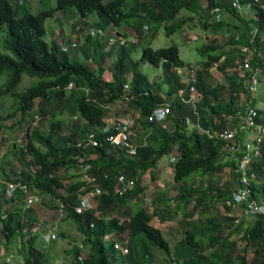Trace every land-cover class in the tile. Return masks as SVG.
Instances as JSON below:
<instances>
[{"label":"trees","instance_id":"16d2710c","mask_svg":"<svg viewBox=\"0 0 264 264\" xmlns=\"http://www.w3.org/2000/svg\"><path fill=\"white\" fill-rule=\"evenodd\" d=\"M38 2L39 8L33 11L29 0H0V25L5 23L7 34L4 48L0 49V73L6 71L7 75L0 84V96H14L20 118L34 106L31 112L37 111L36 117L51 115L47 130L38 127L30 130L27 126L26 142L13 154L22 163L20 172L29 189L41 195L39 205L56 211L61 206L62 219H72L83 235L79 244L77 240H69L66 229L58 230V219L52 220L50 215L34 219L38 205L30 206L29 218H25L22 208L12 200L17 197L25 201L26 195L18 191L7 195L5 185H1L4 191L0 188V264H9L6 252L18 237L23 250L22 264H50L46 247L58 237L67 240L63 248L72 256L69 264H264V211L251 213L248 218L243 215L235 222L234 216L227 213L231 207L225 204L232 190L243 186L237 170V157L242 150L241 147L234 150L230 145L244 141L245 129L260 132V126H264V110L256 104L255 91L248 88L252 74L258 71V80L264 74V0ZM58 10L61 16L77 15L83 22L78 26L76 21L69 20L68 26L78 29L72 37L77 44L66 50L60 48L56 38L50 41L45 38L44 20ZM195 17L203 28L200 37L204 38L197 50L206 59L195 68V90L190 100V83L178 69L188 70L195 65L180 57L176 43L153 47L147 36L153 37L162 26L166 34L185 29L186 23H193ZM88 19L94 27L107 29L108 33L118 26H131L139 41L146 40L140 58L132 57L137 40H130L121 30L117 29L125 38L123 43L117 39L110 41L109 36L100 33L91 36L86 32L81 38L79 33ZM144 25L148 32H144ZM209 30L228 31V48L224 49L216 36L210 37L206 33ZM115 47L118 53L111 78L106 79L103 76L106 67L101 61ZM246 55L250 61L248 68L242 64ZM139 60L159 65L160 78L150 79L139 69ZM214 66L223 72V79L211 77ZM128 72L130 88L126 93L123 84ZM23 74L34 80L18 91L16 86ZM70 81L74 85L68 88ZM165 101L171 104L164 119L166 124L148 121L152 109ZM112 104H118V110L124 114L134 112L129 115L135 120L131 137L136 147L133 156L126 157L119 147L105 140L106 134L116 131L112 124L106 131L100 129L106 125ZM250 106L257 109L256 125L252 128L244 120ZM12 115L14 111L0 117ZM186 115L191 122H185ZM224 127L234 130L232 138L217 135ZM89 131H95L97 144L85 141ZM78 139L82 145H78ZM174 151L177 152L171 173L176 188L171 198L174 204H164L149 212L142 203L146 195L143 174L149 170L154 178L158 159ZM78 154L91 164L88 170L95 178L91 187H101L100 193L93 197L94 207L84 212H76L74 205L79 201L78 193L85 180L77 177L66 182L65 178L66 174L72 175L66 167L78 169L75 159ZM250 170L255 172V178L249 182L250 198L264 204V136L261 153L252 157ZM120 173L133 181L121 194L115 190ZM60 187L63 191L58 190ZM88 187L86 183L81 191ZM219 202L224 213L216 209ZM179 210L183 233L170 244L161 228L150 221L155 214L161 221L172 219ZM193 214L196 216L192 217ZM48 230L55 236L47 239ZM118 236L126 237V253L113 246ZM83 245L88 251L80 259ZM156 248L162 249L166 256L157 254ZM249 250H252L250 257Z\"/></svg>","mask_w":264,"mask_h":264},{"label":"rangeland","instance_id":"374dc122","mask_svg":"<svg viewBox=\"0 0 264 264\" xmlns=\"http://www.w3.org/2000/svg\"><path fill=\"white\" fill-rule=\"evenodd\" d=\"M51 3H55V0H50ZM32 9L34 11H37L36 9L39 8L38 0H29ZM245 12H249L248 10L245 9ZM60 11H55L52 16L46 17L44 20V24L46 27V33H45V38L47 40L55 39L59 42V45L61 43H66L67 41H70V39H74L76 34V31L78 29H72L71 26H68L69 23L75 22L76 25L80 26V24H83L82 18L77 15H71L69 18H66L64 16L59 15ZM251 13V11L249 12ZM59 15V16H58ZM226 15V14H225ZM58 16V19L55 20V17ZM90 19V18H89ZM87 20L84 26V30L82 29L80 31L81 38L85 36V33L88 32L92 27H94V24L91 22V20ZM71 22H70V21ZM196 17L194 18L193 23H186V28L185 29H177L169 34H166L163 26L159 27L155 35L150 38V36H147V38L150 40V44L153 47H158V46H163V45H168L170 43H176L179 47V54L180 57L186 62V63H201L203 60L206 59V55L200 53L197 50V46L202 43L203 37H200V34H202L203 28L200 27L198 21H196ZM62 21L63 24L60 23ZM80 23V24H79ZM116 28V27H115ZM118 30L123 31L126 33V35H129V39L135 38L137 40V45L135 48L132 50V57L134 59H139L141 55V49L142 47L146 44L145 39H141L140 41L137 39L134 30L132 29L131 26L129 25H124V26H118ZM144 32H148V27H143ZM62 33H64L62 35ZM208 35L211 36H216L217 42L223 43L225 45V48H228V31H207ZM6 25L5 23L0 25V49L3 50V39L6 37ZM197 35V38H196ZM192 37V38H190ZM190 38L188 41L187 39ZM66 41V42H65ZM79 41V40H78ZM80 42V41H79ZM108 48V46L106 47ZM11 53V51H8ZM117 55V52L115 48H112L110 53L104 54L102 58V65L106 67V69L103 72V76L105 77H110L111 76V69L113 65V60L115 59ZM139 69L145 72L150 79H158L161 76V67L159 65H153L147 60H139ZM215 64V63H214ZM92 66H95L92 64ZM182 70V68L180 69ZM211 77L213 79H223L224 74L222 71H220L216 66H214L210 72ZM128 76H130V72H128ZM6 71L0 73V84L3 83L6 79ZM34 79H31L30 76L23 74L22 80L18 83L16 86V90H22L26 88ZM255 98H256V104L261 106L264 110V74L260 76V79L257 83V87L255 89ZM38 101V100H37ZM35 104L37 102L35 101ZM113 108H116L117 110L120 109L118 107V104H112L111 105ZM36 107L34 106V109ZM32 109L31 111H33ZM14 111V115L11 117H1L0 118V167L2 166V169H7L9 172L11 169H16L20 167L21 162L20 160L13 154V151L16 150L20 145L16 141L17 138H21L22 141H26V130L27 126L29 125L31 128L33 127H38L43 130H47L49 126V122L51 119L50 114H46L45 116L41 117L39 115V118L36 117L34 114H37V111L31 112L29 111L24 118H20L21 112L17 109V103L12 95H4L0 96V115L4 116L7 112ZM112 109H110L111 114ZM136 112V111H135ZM65 114H68L67 111L64 112ZM134 112L128 114V115H133ZM39 114V113H38ZM122 115V114H119ZM116 115H112L111 117L113 118H118L115 117ZM264 116V114H263ZM73 119V117H72ZM69 120V119H68ZM134 132V130H133ZM255 131H250L249 129H245L244 134L245 137L253 134ZM133 134H131V137ZM170 153H166L163 156H161L158 159L157 166L155 168V174L154 178H151L150 176V171L147 170L143 174V180L146 185L145 187V192L146 195L144 198H142V203L144 204L145 208L150 212L153 211V208L159 207L162 205H170L172 206L174 204V201L171 199L172 195L176 193V188L173 185V179H172V161L170 160ZM226 172V171H225ZM224 172V173H225ZM3 174V173H2ZM1 171H0V176H2ZM77 177H80L79 172H76V170L73 171V174L71 177H68L66 174V182H68L71 179H76ZM224 177H219V180H222ZM20 205H22V202L19 200L18 201ZM263 205V203H262ZM40 208V210H39ZM216 209L219 212L224 213L222 203H218L216 205ZM36 215L34 216V219L36 220H41V218H49V214L52 212L55 214V216H59L57 220V228L59 229H66L65 234L69 236V240H77L79 241V244H81V238H82V233L78 231L76 228V225L72 221V219L64 220L62 219V215H59V211L54 210L50 206L47 205H39L36 207ZM25 218H29V212L26 210V213H24ZM182 216L181 210L178 211V213L175 215L174 218L172 219H167L165 221L159 220L156 215L152 216L151 223L159 226L165 235V237L169 240L170 244H173V242L180 238L183 233V226L180 221ZM196 214H193L192 217H195ZM246 216V218H248ZM51 235V234H50ZM234 236H239V234H234ZM39 238H37V244L39 245L38 242ZM20 237L16 238L10 245L8 246V250L6 252V256L10 257L9 264H22V248L20 247ZM67 243V240L58 237L56 239H53L48 246L46 247L47 250V256L49 258V263L50 264H69L72 262V256L71 254L67 253L64 251V246ZM108 242L106 241V244ZM69 244L68 246H70ZM18 247V248H17ZM82 253L84 255L87 253L88 248L86 245H83L81 247ZM156 253L161 255V256H166L165 252L160 249L156 248ZM252 254V250L248 251V257H250ZM80 255V254H79ZM161 256H158L160 258ZM84 257V256H83ZM82 257V258H83ZM4 258V256H3ZM157 264V262H155Z\"/></svg>","mask_w":264,"mask_h":264},{"label":"built area","instance_id":"2783aa9c","mask_svg":"<svg viewBox=\"0 0 264 264\" xmlns=\"http://www.w3.org/2000/svg\"><path fill=\"white\" fill-rule=\"evenodd\" d=\"M144 27H147V25H144ZM88 33L91 36H95L98 33L104 34L109 36V40L112 41L114 39H117L120 43H123L125 41L124 36L120 35L116 29H112L110 33L107 32V29H102L100 27H93L91 28ZM131 40H135V38H131ZM77 44V41L75 39H70L67 43H61L60 48L62 50L68 49L69 46H75ZM242 50H246L245 47L241 48ZM250 53V52H249ZM242 64L244 68L250 67V61L248 56L246 55L243 60ZM198 67V65L193 66L192 68L188 69L187 73V81L190 83V91H191V97L190 100L193 99V92L195 90L194 83L196 81L195 77V68ZM258 71L251 75V80L248 84V88L251 91H255L258 83ZM74 83L70 81L67 84L68 88L73 87ZM130 88V76L127 77L126 81L123 84V90L124 92H128ZM182 89L178 90V93H181ZM170 102L165 101L162 105L156 106L152 109V111L148 114L147 119L148 121L153 120H159L162 122V125L164 126L166 124V121L164 120L166 118L167 113L170 111ZM257 113V109L255 106H250L245 115L244 120L247 125H249V128H252L254 125H256L255 122V116ZM75 118V116H73ZM111 124L113 127H115V132H110L104 136L105 140L110 142L112 145H115L119 147L124 155L126 157L133 156L136 154V147L135 144L131 142V134L135 128V120L132 116H121L118 118H112ZM185 122H191L190 116H185ZM196 125L199 126L198 122H196ZM109 125H104L100 129L103 131L108 130ZM209 135H212V132H210L208 129H204ZM217 135L224 137V138H232L234 135V130L232 128L224 127L216 132ZM264 136V126H260V132L255 131L253 134L245 137L243 142H233L230 145V148L232 149H240L242 150V153L240 156L237 157V170L240 172V181L243 184V186H239L238 188L232 190L231 195L225 199V204L229 205L231 208V211H228L227 213L234 216V221L237 222L243 215H250L251 213H256L260 211H264V204L258 202L255 198H250L251 195V188L249 186V182L251 179L255 178V172L250 170V162L252 160V157L261 153V141L262 137ZM85 141L87 143L91 144H97L98 139L96 137L95 131H89L86 134ZM68 145H70V142H67ZM78 145H82L81 139L77 140ZM177 152L174 151L171 156L170 160L174 161L176 157ZM78 168L81 172H83V177L86 180L95 181V178L93 176H90L87 172L88 168L90 167V163L86 160V158L78 154L75 156ZM132 179L126 178L124 174L120 173L117 176V182L115 184V190L119 192L120 194L132 186ZM101 187L99 185H95L93 189L86 192L84 196L80 197L78 203L75 205L76 211H83L84 209L91 207L93 205V197L100 193ZM37 198V197H35ZM31 200V199H29ZM245 202V204L243 203ZM46 227L51 228L50 225H47ZM46 238L54 237L55 234L53 231H49L46 233ZM51 234V235H50ZM119 237V236H118ZM126 237L120 239L117 238L113 246L120 250L122 253H126L128 251V247L126 245L125 241ZM84 256V253H81L78 257L82 259ZM10 257L7 256L6 260H9ZM145 264H155L154 262H148Z\"/></svg>","mask_w":264,"mask_h":264},{"label":"clouds","instance_id":"9594fccd","mask_svg":"<svg viewBox=\"0 0 264 264\" xmlns=\"http://www.w3.org/2000/svg\"><path fill=\"white\" fill-rule=\"evenodd\" d=\"M18 1L21 2L22 0H18ZM16 141L19 143L20 146L25 144L24 141L21 140V138H17ZM26 157L28 158L29 155L27 154ZM21 166H22V163H21L20 167L16 168L15 170L11 169L9 172L7 171V169H2V167H0L1 174L4 172L2 174V176H0V188L3 190V187L1 185H5V193L7 195H12L13 193H15V191H18L20 193H24L26 195L25 201H24V199L20 200L17 197H15L12 200V202L15 203L16 205L20 206L22 208L21 210L23 211V213H26V210L28 212H30L29 211L30 206H35V205H38L39 203H41L42 197L38 192L33 191L32 189H29L28 184L26 183L23 176L21 175V172H20ZM66 168H72L70 173L73 174V171H74L73 167H66ZM76 172H79V175L81 173V177H79V178L85 180V183L82 185V187L80 188V192L78 193V196L80 199V197L84 196L86 192H88L94 188V186L91 187V185H90V183L94 182V181L86 180L83 177V172H81L79 168L76 169ZM87 172L89 173V170H87ZM89 175L92 176L90 173H89ZM73 180H76V179H73ZM86 183L89 185V187L87 189H85L84 191H81L85 187ZM58 190L63 191V189L61 187L58 188ZM35 197H37V198H35ZM29 199H31V200H29ZM19 200L22 202V205L19 204V202H18ZM75 205H74V209H75ZM94 205L95 204L93 202V205L91 207L86 208V209L93 208ZM86 209H84L83 211H79V212H84ZM39 210H40V208H39ZM58 211H59V215H61L62 214L61 206H60V209L58 208ZM75 211H76V209H75ZM76 212H78V211H76ZM91 225H92V223H91Z\"/></svg>","mask_w":264,"mask_h":264},{"label":"crops","instance_id":"0c3cea01","mask_svg":"<svg viewBox=\"0 0 264 264\" xmlns=\"http://www.w3.org/2000/svg\"><path fill=\"white\" fill-rule=\"evenodd\" d=\"M116 29V28H115ZM117 30V29H116ZM119 33V32H118ZM120 34V33H119ZM190 38H192V37H190ZM190 38H188L187 40L189 41L190 40ZM196 38H197V35H196ZM117 47V46H116ZM115 47V50H116V52L118 53V48H116ZM116 58V57H115ZM191 65H200L201 63H195V64H192V63H190ZM181 73H182V75H183V79L184 80H186L187 78V73H188V70L187 69H184V68H182V70H180V68L178 69ZM111 71V70H110ZM104 78H106V79H110L111 78V76L110 77H104ZM164 88H166V85H164ZM112 109V111H111V114L112 115H116L115 117H121V116H129L128 114H124L123 113V111L122 110H117L116 108H111ZM110 113V112H109ZM109 113H108V115H107V117L105 118V120H106V124L107 125H109V124H111L112 122H111V120H112V118L113 117H111V114L109 115ZM119 114H122V115H119ZM130 114V113H129ZM71 169L72 168H66V170L67 171H69L68 173H70V171H71ZM74 170H76L75 168H73ZM70 174H67V176L68 177H71V176H69ZM80 177H81V173H80ZM71 180H73V179H71ZM146 187V186H145ZM145 190V189H144ZM50 215V219H54V220H56V219H58L59 218V216H55V214L52 212L51 214H49ZM156 215V214H155ZM156 217L159 219V217L156 215Z\"/></svg>","mask_w":264,"mask_h":264}]
</instances>
